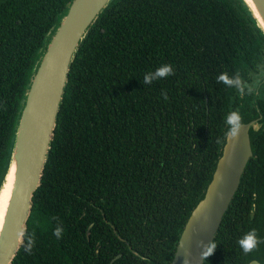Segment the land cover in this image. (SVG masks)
<instances>
[{
    "label": "trees",
    "instance_id": "16d2710c",
    "mask_svg": "<svg viewBox=\"0 0 264 264\" xmlns=\"http://www.w3.org/2000/svg\"><path fill=\"white\" fill-rule=\"evenodd\" d=\"M71 1L0 0V185L40 51ZM162 64L175 74L143 84ZM263 82L264 33L244 0H111L71 64L12 264H169L234 110L263 125L204 264H264V242L238 244L251 229L264 241Z\"/></svg>",
    "mask_w": 264,
    "mask_h": 264
},
{
    "label": "water",
    "instance_id": "95a60500",
    "mask_svg": "<svg viewBox=\"0 0 264 264\" xmlns=\"http://www.w3.org/2000/svg\"><path fill=\"white\" fill-rule=\"evenodd\" d=\"M111 0H72L45 47L31 78L17 122L14 143L0 192L10 175L11 196L0 231V264H12L24 243L33 197L41 185L45 164L71 64L91 25ZM264 33V0H244ZM260 114L243 122L239 136L226 137L211 181L192 210L169 264H204L203 245L214 240L253 157L251 129L258 131ZM248 264H262L258 259Z\"/></svg>",
    "mask_w": 264,
    "mask_h": 264
},
{
    "label": "clouds",
    "instance_id": "9594fccd",
    "mask_svg": "<svg viewBox=\"0 0 264 264\" xmlns=\"http://www.w3.org/2000/svg\"><path fill=\"white\" fill-rule=\"evenodd\" d=\"M174 68L170 64H162L157 67L153 71L146 72L143 78L142 83L145 85H150L154 81L164 79L170 75H174ZM218 82H223L225 85L233 86L235 85L239 92L243 94V86L240 78L237 76L236 78H230L227 73H221L217 76ZM165 99H167V94L162 93ZM225 124L228 126L227 131L225 133L226 137L229 140H234L239 136L240 129L242 127V116L239 111H231L227 114L225 118ZM53 235L57 238H60L63 235V228L61 226L55 227L53 230ZM262 241L256 231V229H251L247 231L239 240V247L242 249L244 254H249L258 248L259 244ZM34 245V240H30L28 245L26 246V251H30L32 246ZM217 248V244L215 241H209L207 244L203 245V250L201 252V260L208 259L209 256L213 255L215 249ZM184 264H190L188 258H185Z\"/></svg>",
    "mask_w": 264,
    "mask_h": 264
},
{
    "label": "bare ground",
    "instance_id": "6f19581e",
    "mask_svg": "<svg viewBox=\"0 0 264 264\" xmlns=\"http://www.w3.org/2000/svg\"><path fill=\"white\" fill-rule=\"evenodd\" d=\"M3 188L0 192V231L2 229V226L4 224L5 215L7 212V207L9 203V199L11 196V183H10V175H8L7 181H5Z\"/></svg>",
    "mask_w": 264,
    "mask_h": 264
},
{
    "label": "flooded vegetation",
    "instance_id": "af4514ba",
    "mask_svg": "<svg viewBox=\"0 0 264 264\" xmlns=\"http://www.w3.org/2000/svg\"><path fill=\"white\" fill-rule=\"evenodd\" d=\"M264 83V82H263ZM248 84V83H247ZM256 92H258V90L256 91Z\"/></svg>",
    "mask_w": 264,
    "mask_h": 264
}]
</instances>
